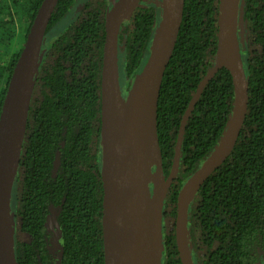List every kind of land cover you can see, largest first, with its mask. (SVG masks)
Segmentation results:
<instances>
[{
  "label": "trees",
  "instance_id": "obj_1",
  "mask_svg": "<svg viewBox=\"0 0 264 264\" xmlns=\"http://www.w3.org/2000/svg\"><path fill=\"white\" fill-rule=\"evenodd\" d=\"M42 2L0 0V120ZM76 3L58 1L46 35L73 15ZM113 4L85 0L77 17L44 46L11 198L17 264H105L101 80L105 18ZM220 6L221 0H184L158 104L167 179L182 120L200 84L217 66ZM239 17L247 116L231 155L189 204L186 235L194 264H264V0H241ZM160 22L156 0H142L121 24L118 61L128 90L152 53ZM236 103L233 75L219 68L184 127L179 170L164 201L162 264H183L175 230L178 197L221 145ZM172 219L174 231L168 232Z\"/></svg>",
  "mask_w": 264,
  "mask_h": 264
},
{
  "label": "water",
  "instance_id": "obj_2",
  "mask_svg": "<svg viewBox=\"0 0 264 264\" xmlns=\"http://www.w3.org/2000/svg\"><path fill=\"white\" fill-rule=\"evenodd\" d=\"M58 1L43 0L38 10L9 82L0 120V264H8L9 243L17 264L14 251L16 223L11 212V198L27 133L37 66L42 59L46 32ZM140 1L114 0L105 18L106 39L101 80L105 264H162L164 201L179 170L184 127L205 85L219 68L225 67L233 75L237 94L233 119L221 145L187 181L177 201V248L183 264H194L186 235L189 204L203 182L231 155L247 116L248 86L238 39L241 0H221L217 66L200 84L192 105L182 120L175 163L168 179L164 174L158 136V104L165 71L181 29L184 0H161V22L154 48L124 99L120 83L118 37L123 20ZM233 28L242 75L220 63L223 39ZM160 40L161 44L158 46ZM152 165L154 172L151 180ZM107 177L119 208L115 217L110 218L109 226L106 225L105 208L108 200Z\"/></svg>",
  "mask_w": 264,
  "mask_h": 264
},
{
  "label": "bare ground",
  "instance_id": "obj_3",
  "mask_svg": "<svg viewBox=\"0 0 264 264\" xmlns=\"http://www.w3.org/2000/svg\"><path fill=\"white\" fill-rule=\"evenodd\" d=\"M237 13V11H236ZM235 17V15H234ZM235 19V18H234ZM161 44V40L158 42V46ZM237 44L235 42V29L233 28L231 33L227 34L224 37L222 48L220 49V63L224 66H227L233 72H239L242 75V65L239 57V52L237 51ZM243 77V76H242ZM245 89V85H244ZM106 191L108 193V200H106V225H110V218H114L118 213V204L117 198L112 188V184L109 181L108 177L106 179ZM160 228V224L158 225ZM160 235H158V247H159ZM7 261L8 264H15L12 245L9 243L7 246Z\"/></svg>",
  "mask_w": 264,
  "mask_h": 264
},
{
  "label": "rangeland",
  "instance_id": "obj_4",
  "mask_svg": "<svg viewBox=\"0 0 264 264\" xmlns=\"http://www.w3.org/2000/svg\"><path fill=\"white\" fill-rule=\"evenodd\" d=\"M115 1H118V0H115ZM84 2H85V0H79L78 6H77L76 10H74L73 15H71V18H69L67 21H65V23H63L60 27H58L55 32H52L51 34H49V37H47V40H46L47 43L51 42L53 40V38H55L58 35H60L64 31V28L67 27L71 23V21L76 18V16L79 13V10L82 7V5L84 4ZM239 21L241 22L240 18H239ZM18 24L20 26L19 21H18ZM241 32H244L243 28L241 29ZM121 78L123 80V77L120 74V83H121L122 91L123 92H127L128 91V85H127L128 82L123 83ZM153 172H154V165H152V175H151V178H150L151 180L153 178ZM150 187H151V189L153 187L152 181L150 182ZM174 224H175V220L174 219L169 221L168 232H173L174 231V227H175Z\"/></svg>",
  "mask_w": 264,
  "mask_h": 264
},
{
  "label": "flooded vegetation",
  "instance_id": "obj_5",
  "mask_svg": "<svg viewBox=\"0 0 264 264\" xmlns=\"http://www.w3.org/2000/svg\"><path fill=\"white\" fill-rule=\"evenodd\" d=\"M142 1V0H141ZM78 3H79V0H77V3H76V6H75V9L74 10H76V8H77V6H78ZM156 3H157V5L159 6V7H161V0H156ZM83 6V5H82ZM82 8V7H81ZM81 8H80V10H81ZM80 10H79V12H80ZM74 12V11H73ZM77 17V16H76ZM69 18H71V16L69 17ZM68 18V19H69ZM68 19H66V20H68ZM74 20V19H73ZM64 23H65V21H64ZM47 37H49V35H46V37H45V42H44V46H47V42H46V40H47ZM55 38H57V37H55ZM55 38H53V39H55ZM43 49H44V47H43ZM45 50V49H44ZM121 90H122V88H121ZM128 92H129V90L127 91V92H123L122 91V95H123V97H124V99H126V97H127V95H128ZM53 248H56V244H54L53 245Z\"/></svg>",
  "mask_w": 264,
  "mask_h": 264
}]
</instances>
